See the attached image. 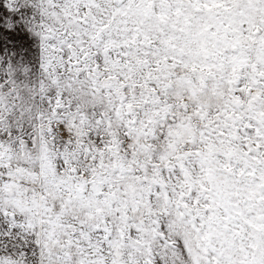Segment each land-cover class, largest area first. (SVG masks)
<instances>
[{
	"label": "snow or ice",
	"instance_id": "1",
	"mask_svg": "<svg viewBox=\"0 0 264 264\" xmlns=\"http://www.w3.org/2000/svg\"><path fill=\"white\" fill-rule=\"evenodd\" d=\"M0 264H264V0H0Z\"/></svg>",
	"mask_w": 264,
	"mask_h": 264
}]
</instances>
